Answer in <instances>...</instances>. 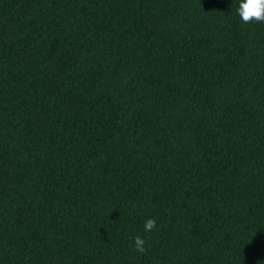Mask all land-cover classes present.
<instances>
[{"label":"trees","instance_id":"1","mask_svg":"<svg viewBox=\"0 0 264 264\" xmlns=\"http://www.w3.org/2000/svg\"><path fill=\"white\" fill-rule=\"evenodd\" d=\"M239 2L0 0V264H264Z\"/></svg>","mask_w":264,"mask_h":264},{"label":"clouds","instance_id":"2","mask_svg":"<svg viewBox=\"0 0 264 264\" xmlns=\"http://www.w3.org/2000/svg\"><path fill=\"white\" fill-rule=\"evenodd\" d=\"M238 15L245 24H250L253 21L257 23H264V0H240L238 8ZM157 221L155 218H149L144 223V231L151 232L156 228ZM135 249L143 253L146 251L145 239L141 235L134 238Z\"/></svg>","mask_w":264,"mask_h":264}]
</instances>
